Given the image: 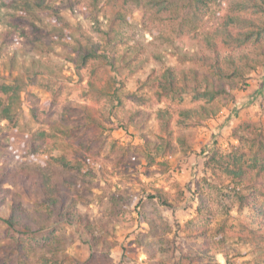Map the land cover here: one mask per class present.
<instances>
[{"label": "rangeland", "instance_id": "obj_1", "mask_svg": "<svg viewBox=\"0 0 264 264\" xmlns=\"http://www.w3.org/2000/svg\"><path fill=\"white\" fill-rule=\"evenodd\" d=\"M128 2L0 0V84L17 91L13 119H0V218L12 198L15 170L49 164L72 171L74 139L49 127L66 119L92 160L78 210L95 231L73 235L55 220L25 236L0 219V264H7L12 249L13 264H27L25 253L28 264H264V212L240 207L236 183L205 154L212 144L232 164L238 136H250L247 124L252 137L264 134V61L214 101L193 94L166 98L163 74L199 65L182 61L166 43L177 36L167 14ZM119 12L128 19L120 30L129 40L119 50L137 48L141 67H126L123 60L112 66L108 59L114 55L106 38ZM60 22L83 45L100 44L108 57L79 72L69 60L76 43L58 34ZM197 41L186 39L184 49L194 50ZM33 59L50 66L55 77L28 72ZM92 70L98 72L96 89L90 87ZM83 106L92 108L96 121L88 120ZM182 110L192 111L191 117ZM42 134L47 145L34 150L31 138ZM258 197L264 210V197ZM36 202L25 199V206ZM202 205L213 212L211 220L198 211Z\"/></svg>", "mask_w": 264, "mask_h": 264}, {"label": "trees", "instance_id": "obj_2", "mask_svg": "<svg viewBox=\"0 0 264 264\" xmlns=\"http://www.w3.org/2000/svg\"><path fill=\"white\" fill-rule=\"evenodd\" d=\"M138 6L156 8L157 12L167 14L173 22L176 37L166 38L173 51L182 61L198 63L197 68L177 70L169 68L160 78L163 83L166 98L182 99L185 94H193L196 100L214 101L220 95L227 94L233 87L241 85L246 75L264 61V0H128ZM128 2V3H129ZM98 1L95 3L97 7ZM213 8L217 10L213 11ZM115 24L110 26L107 34V44L112 43L113 51L108 57V50L104 51L100 44L90 41L83 45L80 39L64 27L60 22L58 34L75 41V56L69 60L75 63L80 72L87 69L92 61L103 55L108 57L112 66L123 60L126 67L138 68L144 65L141 61L142 53L137 48L126 46L121 53L119 47L127 44L120 30L121 24L126 25L127 17L123 13L115 15ZM70 26L69 23H67ZM66 26V25H65ZM114 37V42L110 38ZM186 39L197 41V48H185ZM120 52V53H119ZM105 53V54H104ZM80 68V69H79ZM89 69V68H88ZM28 72L38 75L55 77L50 66L40 60L33 59ZM90 87L97 88L98 76L96 70L91 71ZM17 91L6 84H0V119L12 120L16 112L14 98ZM162 99V98H161ZM205 110V107H204ZM213 111V110H212ZM207 110L206 112H212ZM83 112L88 120L96 121L92 108L83 106ZM167 111L161 110L164 114ZM214 112V111H213ZM192 111L182 110L181 115L191 117ZM52 132L62 139L73 140L72 151L76 154L72 171L70 168L38 164H28L15 170L11 174L12 198L6 206L1 220L10 228L19 230L25 236H35L52 227L55 220H60L70 227L73 235L86 233L95 234L91 221L87 215L78 210L83 204L80 191L87 189V175L90 157L79 146V140L74 137L73 130L68 128V120L60 122L50 121ZM179 125H186L180 122ZM244 128L250 136H238L240 144L234 146L232 164L224 162L219 151L211 150L210 160L217 162L224 168L225 173L236 183L235 195L240 207L250 206L263 215V206L258 202V195L264 197V134L252 137L249 124ZM170 131V122L165 126ZM47 138L42 134L31 138V145L35 150L37 145L45 147ZM79 141V142H78ZM247 145V146H246ZM245 146L247 148H245ZM35 153V152H34ZM37 154V153H35ZM64 162L66 157H62ZM263 189V190H262ZM25 199L37 201L34 207L25 206ZM31 204V203H30ZM39 204V207H37ZM198 211L210 220L213 212L202 205ZM58 223V222H57ZM204 231V230H203ZM205 231H207L205 229ZM204 231V232H205ZM93 236V235H92ZM18 248H21L19 245ZM59 249V247H56ZM24 250V246L20 251ZM15 251L8 253L7 264H13ZM27 264L30 257L23 255ZM60 259H53L55 262ZM21 264V263H20Z\"/></svg>", "mask_w": 264, "mask_h": 264}, {"label": "built area", "instance_id": "obj_3", "mask_svg": "<svg viewBox=\"0 0 264 264\" xmlns=\"http://www.w3.org/2000/svg\"><path fill=\"white\" fill-rule=\"evenodd\" d=\"M214 147H213V145L211 144V145H208V147H207V150L205 151V154H210L211 153V150L213 149Z\"/></svg>", "mask_w": 264, "mask_h": 264}]
</instances>
